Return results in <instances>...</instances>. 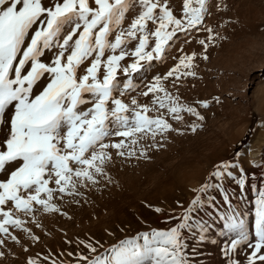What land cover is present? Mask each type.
Here are the masks:
<instances>
[{
  "label": "snow or ice",
  "instance_id": "6c2138e0",
  "mask_svg": "<svg viewBox=\"0 0 264 264\" xmlns=\"http://www.w3.org/2000/svg\"><path fill=\"white\" fill-rule=\"evenodd\" d=\"M130 10L136 14L123 28ZM206 14L208 0H182L180 17L174 14L169 0H51L48 6L43 0H0V174L8 165H17L6 180H0V232L7 233L8 225L20 227L24 223L14 218L11 209L4 210L9 202L25 213L33 212L34 205L45 212L59 211L53 203L54 192L75 193L73 177L96 183L97 174H104L105 160L111 158L107 151L110 147L120 156L125 155L122 149L127 147V155L132 156V145L144 136L151 135L155 141L158 134L179 131L163 115L148 116V105L133 98L134 107L130 108L121 97L137 87L132 73L162 59L176 34L197 28ZM149 22L156 25L154 31L148 30ZM150 37L155 43L148 50ZM133 41L135 47L128 49ZM199 42L207 49L205 41ZM47 53L51 56L45 62ZM194 55L181 57L174 68L164 77H154L147 91L141 93L145 97L152 93L157 110L166 109L176 121L183 120L181 113L185 111L204 119L196 108L180 103L179 97L172 96L161 83L174 75L177 79L194 76V71H179L181 67L191 68ZM127 56L135 59L122 69L129 78L121 87L117 72ZM89 59L91 63L80 75L81 66ZM41 82L43 87L37 92ZM117 91L119 97L114 95ZM202 103L208 106L207 101ZM88 104L91 107L81 108ZM9 108L10 116L6 111ZM198 127L192 124L190 130L195 132ZM111 136L122 139L105 143ZM145 151L142 148L141 155ZM229 180L240 188L241 195L247 190L248 177L237 161L218 162L205 182L194 189L195 196L187 207L173 218L177 221L174 226L142 232L103 252L87 243L93 255H82L81 259L85 264H195L191 257L208 240L219 220V235L227 238L222 249L229 258L227 264H241L232 255L242 245L250 250L247 264H264V183L259 189L252 186L256 191L252 242L243 214L232 207L235 191L227 187ZM50 182L57 187H49ZM155 211L163 209L157 207ZM205 212L215 217L211 223L201 215ZM3 242L0 240V244ZM29 264L34 262L30 260Z\"/></svg>",
  "mask_w": 264,
  "mask_h": 264
},
{
  "label": "rangeland",
  "instance_id": "374dc122",
  "mask_svg": "<svg viewBox=\"0 0 264 264\" xmlns=\"http://www.w3.org/2000/svg\"><path fill=\"white\" fill-rule=\"evenodd\" d=\"M43 2L48 6L51 0ZM169 5L177 17L182 15V0H169ZM193 6H196L195 3ZM135 14L136 11L131 10L126 14L123 28L128 27ZM155 27L149 22V31H154ZM209 28L211 32L207 31ZM201 40L206 42L207 49L199 42ZM154 43L155 38L150 37L148 50ZM135 44L136 41L130 43L128 49H133ZM193 53L191 68L181 67L179 71H194V76H180L177 79L174 75L161 83L172 96L179 97L180 103L196 108L204 119L199 120L185 111L181 113L183 120L176 121L166 109L157 110L153 105L152 93L147 97L141 93L147 91V85L153 82L154 77H164L179 63L181 57ZM50 56L51 53L45 55V62L49 61ZM204 56L208 58L204 59ZM134 59L127 56L120 62L117 77L121 87L129 78L122 69ZM90 63L89 59L81 66L80 75L84 74ZM100 74L102 78L103 69ZM131 79L137 87L127 91L121 97L123 101L132 108L131 101L135 98L139 104L148 105V116L155 118L163 115L173 129L179 131L169 130L163 135L158 134L155 141L151 135L144 136L138 144L132 145L135 149L132 156L127 155V147L122 149L125 151L124 156L118 155V150L110 147L107 151L111 158L105 160L104 174H97L96 183L73 177L75 193L71 190L54 192L53 203L59 211L45 212L40 205H34L33 212L25 213L16 210L11 202L3 206L4 210L11 209L14 218L18 217L24 223L20 227L8 225L7 233L0 232V240L4 241L0 244V252L3 253L0 264H29L30 260L34 264H53V261L56 264H85L81 256L93 255L85 246L87 243H93L98 252H103L142 232L174 226L177 221L173 218L178 217L194 198V189L200 187L209 177L213 166L223 160L237 161L249 178L243 195L231 180L227 182V187L235 191L232 207L243 214L250 240L254 242L252 201L256 191L252 186L259 189L264 183V119L261 120L259 111L254 108L258 104L264 106V0H208V14L203 23L187 32H178L166 46L163 58L153 60L138 73H132ZM43 83L37 87V92ZM114 95L119 97L120 93L117 91ZM204 101L208 102L207 107L203 106ZM87 107L91 105L81 106L82 109ZM6 111L10 116L12 109ZM192 124L200 127L192 132ZM251 137V144L247 145V151L243 153L244 160L236 159ZM120 139L111 136L106 138L105 143L119 142ZM214 140L221 141V157L204 167L206 172L201 181L187 187L181 199L174 200L171 206H165L163 200L173 189L165 190L162 186L168 184L174 164L183 157H189L193 150L205 151L204 143ZM126 144H130V139H126ZM153 144L163 146H151ZM142 148L146 149L143 155ZM251 151L259 152L261 158L257 163L253 162L249 154ZM16 166L8 165L7 171L0 174V180H6ZM255 170L260 171V184L254 182ZM49 187L55 189L57 186L50 182ZM216 195L223 207L222 199L218 193ZM41 197L47 198L44 193H41ZM157 207L163 211L156 212ZM204 217L209 223L215 219L207 215ZM215 223L218 226L212 228L208 240L191 257L195 264H227L229 258L222 251L227 238L219 235L222 222L216 220ZM13 236L17 239L13 240ZM80 241L85 243L81 244ZM140 242H143L142 237ZM189 243L193 241L189 240ZM209 249L213 250L210 254L212 257L208 255ZM249 254L247 246L242 245L232 258L247 264L246 257Z\"/></svg>",
  "mask_w": 264,
  "mask_h": 264
},
{
  "label": "bare ground",
  "instance_id": "6f19581e",
  "mask_svg": "<svg viewBox=\"0 0 264 264\" xmlns=\"http://www.w3.org/2000/svg\"><path fill=\"white\" fill-rule=\"evenodd\" d=\"M254 108L257 111H259L260 118L261 120H263L264 119V106L262 107L260 106V104H258V105H255ZM230 139H231V136H230ZM252 139L253 137H251L248 140L247 144L243 146L242 151L240 152L241 154L247 151V145L251 144ZM204 149L205 151L203 152L198 151V150H193L190 153L189 157H183L178 161V163L174 164L173 172H171V174L169 175L171 177L168 181V184L162 187L165 190L171 191L172 189L173 190L177 189V191L173 192L172 190L171 191L172 194L170 193L169 195L165 196V199L163 200L165 206H171L174 200L181 199L183 195L187 192V187L195 185L201 181V179L203 178L206 172L205 171L206 169H204V167L205 166L207 167L208 165L213 163L215 159L221 157V141H218V140L208 141L204 143ZM241 154L237 156L236 159H240L243 161L244 154L243 155ZM249 154L253 158L254 163H257V161L261 158V156H259V152L257 151H251ZM258 166L261 169V166L260 165ZM257 170H255V173L253 176L255 179L254 182H256V184L257 183L260 184L261 174H260V171H257ZM206 215H207L206 212L203 213V216H206ZM208 252H209L208 255L212 257L213 255L211 256L210 254L213 252V250L209 249Z\"/></svg>",
  "mask_w": 264,
  "mask_h": 264
}]
</instances>
